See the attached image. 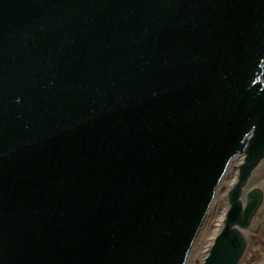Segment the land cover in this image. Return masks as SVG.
I'll use <instances>...</instances> for the list:
<instances>
[{"label":"water","instance_id":"obj_1","mask_svg":"<svg viewBox=\"0 0 264 264\" xmlns=\"http://www.w3.org/2000/svg\"><path fill=\"white\" fill-rule=\"evenodd\" d=\"M240 156L201 264L262 198L264 0H0V264H186Z\"/></svg>","mask_w":264,"mask_h":264},{"label":"rangeland","instance_id":"obj_2","mask_svg":"<svg viewBox=\"0 0 264 264\" xmlns=\"http://www.w3.org/2000/svg\"><path fill=\"white\" fill-rule=\"evenodd\" d=\"M239 164V158H235L230 164L226 175L216 191L217 194L214 197L213 203L210 206L192 249L190 250L186 264H201L210 249L214 237L219 233L222 224L221 222L229 207L227 202V192L237 179ZM252 174L253 175L247 186V191L256 188V183L263 185L264 170L256 172L255 169ZM221 216H223L222 219ZM252 226L256 227V222H253L251 227ZM244 233L250 242V246L238 264H264V240L263 244H258L262 239H259V236L256 235V232L252 231L251 228L245 230Z\"/></svg>","mask_w":264,"mask_h":264},{"label":"flooded vegetation","instance_id":"obj_3","mask_svg":"<svg viewBox=\"0 0 264 264\" xmlns=\"http://www.w3.org/2000/svg\"><path fill=\"white\" fill-rule=\"evenodd\" d=\"M260 170H264V157H262V159L259 161V163L256 166V172ZM256 190H259L261 192L262 198H261L260 204L256 210V214L253 217V221H252V223L256 222V227L252 226L251 230L255 231L256 229V235L259 236V239H262V241H260L258 244L260 243L263 244V240H264V181H263V185L256 183Z\"/></svg>","mask_w":264,"mask_h":264},{"label":"bare ground","instance_id":"obj_4","mask_svg":"<svg viewBox=\"0 0 264 264\" xmlns=\"http://www.w3.org/2000/svg\"><path fill=\"white\" fill-rule=\"evenodd\" d=\"M239 158V161H240V163H241V161H242V156H240V157H238ZM228 169H229V167H228ZM228 169H227V171H228ZM227 171H226V173H227ZM253 173V172H252ZM226 175V174H225ZM224 175V176H225ZM224 178V177H223ZM223 180V179H222ZM222 182V181H221ZM221 184V183H220ZM223 218V216H221V219ZM222 223V222H221Z\"/></svg>","mask_w":264,"mask_h":264}]
</instances>
